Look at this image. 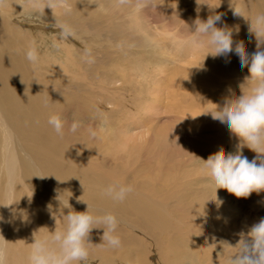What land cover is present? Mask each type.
Returning <instances> with one entry per match:
<instances>
[{"label": "bare ground", "instance_id": "bare-ground-1", "mask_svg": "<svg viewBox=\"0 0 264 264\" xmlns=\"http://www.w3.org/2000/svg\"><path fill=\"white\" fill-rule=\"evenodd\" d=\"M176 1L180 3L184 0ZM245 1L255 3V0ZM256 2L264 11V0ZM143 3V0H57V6L50 9L46 6L47 0H0V215L7 221L0 223V245L6 251V264H29L28 255L34 236L43 237L62 227L59 215L55 221L49 210L52 213L59 210L58 194L64 201L69 198L75 211H85L88 203L95 209L94 214L109 212L116 215L120 220L118 235L124 231L132 232L133 236L136 232L139 234V225L150 233L144 235L157 240L158 244V238L174 228L168 220L172 217L163 203L151 194L152 186L140 189L144 176L138 178V174L133 175L135 172L126 169L131 174L115 171L110 173L115 179L106 178L102 173L104 163L101 165L98 160H93L109 153L119 162L124 155L119 149L127 150L126 153L129 152L128 155L137 160L140 158L137 145L119 143L111 127L108 131L106 127H101L107 122L100 117L96 121L97 130L91 125H84V128L72 133L66 123L63 137L58 136L47 123L51 114H60L63 118L69 106L74 109L94 108L96 100L87 97L91 94L90 89L94 91L97 86L102 89L105 82L116 81L121 75L125 77L126 72L122 69L113 75L107 74L106 53L102 50L109 38L117 46L128 41L135 47L144 45L156 55L162 53L154 42L152 27L142 15ZM169 3L159 7L164 11L159 13L160 18L166 17L177 25L192 24L195 16L187 20L189 11L187 15L186 10L180 8L179 14H176L174 6ZM175 5L179 8L178 3ZM199 17L207 19L206 16ZM58 22L69 24L75 35L59 40ZM243 29L240 26V32L233 34L234 40L241 34L242 37L236 41L246 40V36L256 41L254 35L246 34ZM30 42L35 43L38 51L39 61L35 67L24 56ZM86 50L93 61L91 63L86 61ZM122 50V47L116 49L119 52L117 57H120L118 60L122 57ZM113 60L117 61L116 58ZM128 60H132V56L128 55ZM101 100L104 101V98L101 97ZM107 107L114 108L109 102ZM213 123L199 126L196 121L188 126L191 131L200 132L206 127L216 129L219 126ZM223 131L226 133L227 129ZM114 133L119 135L115 130ZM232 136L230 133V138L224 141H230ZM94 137L101 143L103 151L98 150ZM165 138H155V141L166 144ZM237 141L235 136L234 142ZM119 163L118 168H122L124 165ZM132 175V183L129 184L127 182ZM169 176L161 173L165 183L172 182ZM178 180L182 184L179 177ZM109 183L131 185L133 191L125 200L115 201L104 193ZM9 184L14 187L10 195L6 191ZM63 212L67 214L68 209H63ZM128 214L136 217L129 218ZM189 215H192V209ZM200 215L204 217V213ZM211 215L219 221L218 228L206 227L204 232L211 238L216 234L224 235L231 251H236L234 246L240 239L237 234L247 232L253 223L258 222V218L250 221L246 218L233 227L231 222L223 225L219 216ZM124 217L129 218L128 222ZM196 225V221L192 222V226ZM157 229V234H151ZM102 235L103 229H93L89 257L99 258L96 264H115L111 258L115 257L116 250L104 245ZM176 236H169L171 246H163L162 255L169 261L166 264H173L166 256L173 250V245L185 242ZM149 246L144 251L146 256L149 255ZM175 250L184 252L183 262L195 261L202 254L200 250L189 247Z\"/></svg>", "mask_w": 264, "mask_h": 264}, {"label": "rangeland", "instance_id": "rangeland-1", "mask_svg": "<svg viewBox=\"0 0 264 264\" xmlns=\"http://www.w3.org/2000/svg\"><path fill=\"white\" fill-rule=\"evenodd\" d=\"M143 2L142 15L152 27L154 42L162 53L156 55L144 45L141 48L135 47L128 41L124 44L120 42L117 46L109 38L102 50V53H106L104 62L108 66L107 74L113 75L122 69L126 72L125 77L121 75L116 81L109 80L104 83L102 89L95 87V92L91 88V94H87V97L94 98L96 106L89 109H74L69 106L62 119L67 124H71L74 120L78 121L79 129L84 128V125H91L97 130L99 126L96 121L100 117L107 122L101 124V127H106L107 131L111 127L112 134L119 143L137 145L140 154L137 160H133L128 155L129 152L126 153L127 150L119 149L124 154L119 161L124 165L122 168H118L120 163L109 153L107 156L102 154L93 160H98L101 165L104 163L102 173L106 178H114L110 173L115 171L131 174L126 169L135 172L133 175L138 174V178L144 176L140 189L152 186L151 194L163 203L168 215L172 217L168 220L174 228L159 237L158 244L157 240L144 235L150 233L139 225V234L136 232L134 236L132 232H120V239L125 242H121V246L115 248L116 255L111 258L115 264L169 263L162 255V250L163 246L166 248L171 246L169 236L172 234L185 241L173 245L171 253L166 254L173 264H228L230 256L235 254V251H231L230 244L227 245L226 237L216 234L211 238L204 232L206 227L215 230L218 228L219 221L213 219L211 213L214 217L219 216L223 225L231 222L233 227L238 226V223L245 221L246 218L247 221L258 218L259 221L264 218V191L259 194L253 192L247 198H237L226 189H217L215 192V188L200 172V168L203 166L202 160H206L210 154L236 151L239 141L234 142L235 136H232L230 141H224L230 138V132L227 130L224 133L219 121L214 120L207 112L215 109L214 104H222L228 88L232 90L234 97L241 94L239 85L244 83L248 69L247 66L240 69L232 54H229L227 59L213 58L209 53L214 52V49L206 43L193 46L191 43L193 33L189 30L191 23L185 26L180 23L181 26L166 17V19L159 17V13L164 12L163 8L159 9V7L169 2L174 6L176 14H179L180 8H184L187 15L189 11L187 20L192 19L193 16L197 17L196 0H184L180 3L176 0H143ZM197 2L206 3L209 7H217L215 11L223 13L224 24L229 27L237 26L238 32L240 26H243V32L246 31V34H251L249 32L251 19L257 14L264 13L259 9L256 0L255 3L232 0L233 5L242 9L241 17L233 14L229 0H221V3L220 0H197ZM176 3L179 8L176 7ZM209 14L208 6L200 5L199 16L207 18ZM221 26L217 24V27ZM240 36L241 34L238 37ZM239 43L249 53L256 50V41L251 38L240 40ZM121 47L122 57L118 60L120 57H117L119 52L116 49ZM128 55L132 56V60H128ZM115 58L118 62L113 60ZM101 97L104 101H100ZM108 102L114 108L107 107ZM196 121L199 126L208 122H214V126H219L216 129L206 127L200 132L191 131L188 125H193ZM114 130L120 136L115 134ZM163 136H166L164 140L166 144L155 141V138ZM93 141L96 142L98 150L103 149L95 137ZM242 154L249 160L257 155L247 147L242 148ZM161 173L169 174L172 182H163ZM147 174H149L148 178H146ZM133 175L129 177L127 183H132ZM174 176H176L175 181ZM178 177L182 180V184ZM191 209L193 216L189 215ZM202 213L205 218L200 215ZM128 216L136 217L131 214ZM124 218L128 222L129 218ZM194 221L197 222L196 226H192ZM158 232L159 229L151 234ZM187 242L193 244H186ZM148 246L149 255L146 256L144 251ZM187 247L200 250L202 254L199 259L183 262L184 252L175 249ZM214 255L217 259H214ZM97 259L99 258L88 257L86 264H96Z\"/></svg>", "mask_w": 264, "mask_h": 264}, {"label": "clouds", "instance_id": "clouds-1", "mask_svg": "<svg viewBox=\"0 0 264 264\" xmlns=\"http://www.w3.org/2000/svg\"><path fill=\"white\" fill-rule=\"evenodd\" d=\"M196 4L197 17L192 21L191 29L189 28L193 33L192 45L208 44L214 49V52L209 53L213 58L227 59L232 54L240 69L245 66L248 69L244 83L239 85L241 94L234 97V93L228 88L222 104H214L215 109L207 112L238 138L236 151L210 154L206 160H202L200 172L207 177L215 192L217 189H226L237 198H247L253 192L259 194L264 191V13L255 15L249 23V32L256 39V50L249 53L239 41L233 39L238 27L224 24L223 13L215 11L217 7H209L197 0ZM200 5H207L210 9L207 19H200ZM46 6L50 9L57 6V0H47ZM229 6L234 15L241 17L242 9L233 5L232 0H229ZM218 23L222 26L217 27ZM57 27L58 39L61 41L75 35L73 28L65 22H58ZM249 38L245 37L246 40ZM24 56L31 66L38 64V51L34 42L28 44ZM85 58L88 63L93 62L87 56V50ZM47 123L58 136L63 137L66 122L60 114L49 115ZM79 127L80 123L74 120L68 125V131L75 133ZM91 134L95 135L94 132ZM243 147L257 155L249 160L242 154ZM6 191L10 195L14 191L13 185L9 184ZM132 191L131 185L120 183H109L104 188L105 195L115 201L125 200ZM56 199L59 210L55 213L49 210L55 221L59 215L62 227L55 228L43 237L34 236L28 255L29 264H86L93 229H103L102 241L106 247L121 246V239L117 234L120 220L116 215L109 212L94 214L95 209L88 203L85 211H75L69 198L64 201L61 194H58ZM65 208L68 209L67 214L63 212ZM4 222L7 221L0 215V223ZM237 235L240 239L234 246L236 251L230 256L228 264H264V218L253 223L247 232L241 231ZM0 264H6V251L2 245Z\"/></svg>", "mask_w": 264, "mask_h": 264}]
</instances>
